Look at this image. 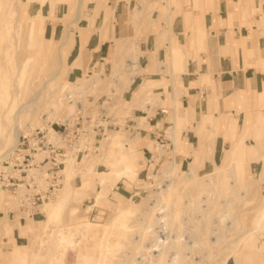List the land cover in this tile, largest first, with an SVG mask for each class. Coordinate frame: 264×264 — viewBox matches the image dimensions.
<instances>
[{
    "label": "rangeland",
    "instance_id": "rangeland-1",
    "mask_svg": "<svg viewBox=\"0 0 264 264\" xmlns=\"http://www.w3.org/2000/svg\"><path fill=\"white\" fill-rule=\"evenodd\" d=\"M110 1L0 0V13L4 14V16L0 14V55H12H9L11 58L10 63L8 61L9 66H6L0 74V107L4 102L7 104L15 102L17 105L27 103L41 87L40 96L36 99L38 101L32 102L33 105H27V110L25 108L22 112L19 121L21 133L46 125L51 128L49 126L51 121L61 122L68 117L73 119L79 115L86 120V116L90 115L103 127L113 122L114 127L109 128L113 130L111 132H114L120 144L119 146L113 143L112 152L108 156L101 157V146L109 131L107 128V134L93 143L90 152L82 157L77 155L80 149L73 147L65 160L66 166H68L66 163L69 164L67 161L72 164L68 183L64 180L67 171L64 166L62 184L54 197L44 200L29 210L20 208L16 196L0 188V253L4 251L3 254L9 255L13 247H20L22 249L16 248L20 250L16 253L23 258L16 263L2 264H60V260L64 264H80L83 251L90 257L84 264H130L133 258L134 262L131 264H158L156 259L147 257L143 260L140 257L142 252L152 245L151 240L142 234L143 221L146 220L148 207L154 205L151 201L161 198L159 195L161 183H165L170 177L174 178L175 187L165 193L167 196H164V199L162 197L161 202L156 200L158 205L153 214L159 215L164 210H172L173 207L176 212L173 211L174 216L170 218L171 225L168 226L172 228V236L178 232L183 240L189 237L186 241L191 242L188 244L193 246V249L187 248L189 252L184 248L182 251L184 254L180 251L184 256L180 255L173 264H250L245 260L244 244L240 247L237 240L244 236L264 242V235L260 237L256 227L264 196V176H262L264 175V135H260L261 131H258V136L249 137L248 145L236 144L231 155L232 143L250 135L247 133L250 125H247L241 138L237 133L231 137L229 131L223 133V117L226 116L224 114H219L215 122L201 123V125L198 120H202L204 112L190 115L191 119L186 118L177 122L171 114V104L182 92L184 79L182 72L185 71L190 56V54L184 55L182 43L184 40L180 42L177 33L173 31L176 16L182 15L185 34L187 35L188 32L192 34L189 37V48L197 43L198 50L203 49L208 35V29L199 16L197 1L192 4L191 0H126L120 11L117 8V1L113 0L112 5ZM250 8L248 13L250 12L251 15L261 12V8ZM186 12L195 13L194 16L189 17ZM168 14L173 20V24L169 26L168 21L164 19ZM155 17L157 23L154 25ZM74 18L77 21H74ZM47 21L60 23L58 35L46 32ZM165 26L167 32L162 33L170 34L174 41H179L176 45L177 58L172 54V41L159 33ZM92 32L96 33V37L100 40L109 38L110 42L103 48V58L92 60L96 49L94 48L96 43L89 45ZM19 37L21 40L18 39ZM152 39H155L156 44L148 49L147 45ZM142 42L145 44L143 48ZM83 50L85 57L81 56ZM58 56H62L60 60ZM131 57L137 58V67L132 68L128 64ZM102 62H105L103 81L95 87L83 85L82 82L86 77L101 70ZM35 64L36 70L33 68ZM116 66L120 68V73L116 71ZM58 68L59 75L51 78L52 72ZM134 71L137 72V77L132 80ZM148 91H151V94L147 95ZM73 95L75 98L70 99ZM144 97L153 98L156 102L148 106ZM57 100H62L63 105L55 111L53 105ZM257 102L258 109L254 111L253 123L264 111V98L257 99ZM71 103L75 105L74 110L68 108ZM229 105L227 103L225 107ZM36 108L40 109L39 118L35 115ZM142 114L148 116L150 123L147 125L139 124L138 118ZM103 115L107 116V120L102 118ZM227 115L233 116V114ZM247 116V120H250V115ZM174 123L177 124L176 132H178L175 137L172 135ZM54 125L57 128V125ZM9 128L12 129L11 123L2 121L0 111V134ZM52 131V128L49 129L48 138L50 139V134L57 138L56 133ZM137 131L140 135L136 142L140 149L141 161L137 159L131 147L128 150L120 143L122 134L126 137ZM229 137L231 138L228 140ZM17 139L15 135H11L10 146L1 149L0 154L15 146ZM126 140L130 139L126 138ZM201 143L203 145L200 147ZM199 147L203 151L201 160L188 150ZM2 150L5 152L2 153ZM122 150L128 151L122 154L129 157L138 168L134 174L121 175L117 178L124 166L120 155ZM210 156L213 158L211 159ZM251 157L253 160L248 161L247 158ZM174 159L177 163L171 169L169 166ZM233 159L239 160L236 166L237 186H231L234 185L235 178L229 175L230 170H228ZM87 172L90 173L85 174ZM166 172L170 177H167ZM212 175L216 183L213 194L216 196L214 200L208 201L209 207H206L203 219L200 211L193 207L198 203L197 197L205 188L204 181ZM248 184L253 191L246 194ZM180 189L182 191H179ZM227 196H233V200L227 212V221L219 225L217 236L215 231H212L218 223L215 214ZM79 200L83 212L75 218H70L71 204L79 203ZM45 202H51V209L52 207L55 209V206L58 213L52 224L47 225L44 234V224L48 223L47 212L42 208ZM86 206L89 208L86 209ZM178 216L180 219L183 218V221ZM83 220L99 225L96 229L100 231L95 233V229L89 228L83 233L81 231L73 233L75 230L72 222ZM159 221L161 222L162 218ZM28 222L32 225L22 233L21 226ZM62 226L65 227V233L74 236L77 241L84 240L88 236L91 238L92 234L100 236L103 234L102 229L105 233L102 236L106 238L103 239L99 249L93 248L94 239L88 242L86 249L81 252L74 243L70 246L66 244V247L62 246L60 250H56V237ZM165 226L163 225L162 229H165ZM150 228L152 229V226ZM262 229L264 232V227ZM15 230L21 235L18 241L15 239ZM40 236L44 238L40 239ZM195 239L198 241L195 242ZM62 249L64 252H61ZM172 253V251L166 253L165 256L169 259L165 264L172 261L170 260ZM55 256L59 259L55 260ZM261 259L260 261V258H257L255 264H264V251Z\"/></svg>",
    "mask_w": 264,
    "mask_h": 264
},
{
    "label": "crops",
    "instance_id": "crops-1",
    "mask_svg": "<svg viewBox=\"0 0 264 264\" xmlns=\"http://www.w3.org/2000/svg\"><path fill=\"white\" fill-rule=\"evenodd\" d=\"M116 1L118 11L122 10L126 0ZM194 1H197L199 8L195 7L199 10L202 23L208 29V35L203 49L198 50L197 43L189 48V37L192 34L191 32L185 34L182 15L176 16L173 31L177 33L179 41L184 40V55L190 54V56L185 71L182 72V78H184L182 92L180 97L171 104V114L177 122L186 118L191 119L190 115H199L204 112L202 120H198L200 125L201 123L215 122L219 114H224L226 116L223 117V133L233 130L239 138L244 134H242L241 128L247 121V115H250V120H248L250 127L247 130L250 135L245 136L239 142L241 145L244 143L248 145L247 140L250 136L255 138L259 135L258 131L264 135V111L257 116L253 123L254 111L258 109L257 99L264 98V0H191L192 4ZM113 2L111 0L110 5ZM249 7L261 8V12L251 15L250 12L248 13ZM59 30L60 23L47 21L46 32L58 35ZM95 34L92 32L89 44L96 43L95 48L98 46L93 52L92 60L103 58V48L110 42L109 38L100 40ZM155 44V39H152L147 48L151 49ZM144 45L142 42V48ZM227 103L230 104L229 107H225ZM227 114H233V116ZM141 117L143 120L140 119ZM138 120L140 125L150 123L148 116L143 114ZM176 125L174 123L172 129L173 137L178 133ZM112 126L114 127V124ZM215 128L217 129V126ZM111 131L113 130L109 128L108 135L101 146V157L102 155L108 156L112 152L113 143L120 146L117 137ZM121 137L120 143L123 148L130 150L131 147L133 150L131 151L135 152L137 159L141 161L140 149L136 142L140 138L138 131L126 137L122 134ZM126 138L130 140L127 141ZM192 145L194 144L192 143ZM201 145L203 143L199 146L201 147ZM200 147L188 149L197 156L198 160H201L203 152ZM122 152L126 154L128 151L122 150ZM30 225H32L31 222L24 223L21 226V232L27 231ZM16 233L15 239L18 241L21 235ZM16 248L22 249L13 247L9 255L3 254L4 251H2L0 264L3 262L16 263L23 259L16 253L20 251Z\"/></svg>",
    "mask_w": 264,
    "mask_h": 264
},
{
    "label": "bare ground",
    "instance_id": "bare-ground-1",
    "mask_svg": "<svg viewBox=\"0 0 264 264\" xmlns=\"http://www.w3.org/2000/svg\"><path fill=\"white\" fill-rule=\"evenodd\" d=\"M9 1V0H8ZM139 10V9H138ZM138 10H137V12H138ZM5 12H7V11H5ZM4 12V13H5ZM172 12V11H171ZM2 13L3 12H1L0 14L2 15ZM187 14H188V16L190 17H192V16H194V13L195 12H186ZM77 14V13H76ZM79 14L80 13H78V15L77 16H79ZM161 14V12H159V15ZM157 15V14H156ZM173 15V14H172ZM2 16H4V14L2 15ZM35 16H36V14H35ZM76 16V15H75ZM175 16V15H174ZM185 16V15H184ZM6 17V16H5ZM4 17V18H5ZM136 17H138V13H136ZM188 17V18H189ZM7 18V17H6ZM77 18V17H76ZM76 18H74L73 20L74 21H77L76 20ZM172 18H174L173 16H172ZM164 19H166L167 21H168V26L169 25H171V24H173V20L171 19V15L170 14H168V15H166L165 17H164ZM190 19V18H189ZM22 20V19H21ZM42 20V19H41ZM3 21V20H2ZM31 21V20H30ZM72 21V20H71ZM157 21V17H155V20L153 21L154 23V25L157 23L156 22ZM189 22L191 21V20H188ZM192 22V21H191ZM66 26V25H65ZM167 26V25H166ZM163 27V28H161V31L159 32L160 33V35L162 34V36L163 37H165V36H167V38H168V40H170V41H172V54H174V57H176L177 58V44L179 43V41L178 42H176V41H174L173 40V38H172V35L170 36V34H164V33H162V32H167V27ZM22 27V26H21ZM23 32V31H22ZM21 34V33H20ZM22 36V35H21ZM28 37V36H27ZM48 37H50L51 38V36H48ZM22 38H23V36H22ZM18 39H20V37L18 38ZM21 40V39H20ZM25 40V39H24ZM32 40V39H31ZM31 40L29 41V42H31ZM66 40V39H65ZM23 41V40H22ZM27 41V40H26ZM19 42V41H18ZM166 42V41H165ZM181 42V41H180ZM23 43V42H22ZM48 43V42H47ZM182 43H184V42H182ZM20 44V43H19ZM29 44V43H28ZM30 44H32V43H30ZM20 45H23V44H20ZM20 45H18V47L20 46ZM33 45V44H32ZM31 45V46H32ZM30 46V45H29ZM97 47L98 46H96V49H97ZM22 48H23V46H22ZM21 48V50L22 51H24L23 49ZM33 49H34V47H32ZM95 48V47H94ZM18 49V48H17ZM26 49V48H25ZM28 49H29V47H28ZM6 50H7V48H6ZM8 51V50H7ZM28 51H30V49L28 50ZM27 51V52H28ZM32 51V50H31ZM3 52H4V50H3ZM25 53H26V51H24ZM7 53V52H6ZM10 53V52H9ZM50 53V52H49ZM26 54H28V53H26ZM25 54V55H26ZM46 54H48V53H46ZM45 54V55H46ZM9 55H11V54H9ZM9 55L7 54V55H0L1 56V58H0V74H2V71L4 70V68L6 67V66H9V64H8V61H9V63H10V60L9 59H11V58H9ZM24 55V56H25ZM49 55V54H48ZM58 55H60L59 54V51H58ZM12 56V55H11ZM81 56L82 57H85V52H84V50H83V52L81 53ZM19 57V56H18ZM26 57V56H25ZM27 57H29V56H27ZM44 57V56H43ZM60 57H62V56H58V58H59V60H60ZM13 59H14V57H12ZM24 59V58H23ZM15 60V59H14ZM21 60H22V58H21ZM184 60L186 61V57L184 58ZM193 60V59H192ZM129 65H130V67H132V68H134V67H137L138 66V63H137V58H134V57H131V59H129ZM23 63V62H22ZM25 64H26V62H24ZM60 63H61V61H60ZM186 63V62H185ZM27 65V64H26ZM25 65V66H26ZM76 65H79V64H76ZM23 68V67H22ZM34 70H36L37 69V66H36V64L34 65ZM25 69V68H24ZM116 71H120V68H118V66H116ZM59 72H60V69L58 68L57 70H55V71H53L52 73L53 74H51V78L53 77H56L57 75H59ZM104 72H105V62H102V68H101V70L100 71H96L94 74H91V76H89V77H86L84 80H83V82H82V84L83 85H85V86H88V87H95V86H97V84L98 83H101L102 81H103V78H104ZM120 73V72H119ZM137 73V72H136ZM136 73H135V71H134V74L132 75L133 77H132V80H135V78L137 77V75H136ZM20 80V79H19ZM19 85V84H18ZM40 93H41V87H40V90L38 89L37 90V92L35 93V95H34V97L33 98H30V100L27 102V103H24V104H19V105H17L15 102H9L8 104L7 103H3L2 105L3 106H1L0 107V111H1V115H2V121L3 122H10L11 123V127H12V129L11 128H9V130H7L6 132H4L3 134H0V152H1V149H3V148H6L7 146H10V143H9V141H10V136L11 135H15V137L16 138H18L17 139V142H16V144H15V146L17 145V143H18V141L21 139L20 137H21V135H23V134H27V133H29V132H27V133H21V126L19 125V121H20V117H21V115H22V112L25 110V108H26V110H27V105H33V103L32 102H34V101H38V100H36L39 96H40ZM149 94H151V91H148L147 92V95H149ZM65 97H67L66 95H65ZM144 99L146 100L145 102L148 104V106L149 105H151V104H153L154 102H156L155 101V99H153V98H150V97H144ZM48 100V99H47ZM80 101V100H79ZM43 102V101H42ZM76 102V101H75ZM74 103V102H73ZM62 105H63V102H62V100H57V101H55V103H54V105H53V107L55 108V111H58L59 110V108H61L62 107ZM82 105V104H81ZM73 107H75V105H73L72 103L68 106V108H69V110H72L73 109ZM80 108H81V106H79ZM30 107H28V109H29ZM53 108V109H54ZM71 108V109H70ZM76 109V108H75ZM74 110V109H73ZM39 111H40V109L38 108H36V110H35V115L38 117V113H39ZM43 111V110H42ZM41 111V112H42ZM76 111V110H75ZM39 118V117H38ZM140 119H142L143 120V118L141 117ZM49 121H47V123H48ZM247 125H250V123H249V121L247 120L246 122H245V124H244V126H242V128H241V132H242V134L244 133V131H245V129H246V127H247ZM49 126L53 129V131L56 133V136H57V138H55L54 137V135L52 134H50L49 136H50V140H52V141H59L60 140V134H59V132H58V130H57V128L55 127V125L53 124V122H50L49 123ZM30 127H31V125H30ZM33 128V127H32ZM36 128V127H35ZM42 128H49L47 125L46 126H43ZM51 128H49V129H51ZM55 128V129H54ZM10 130H12V132L10 131ZM52 131V132H53ZM21 133V134H20ZM229 134H231L230 136L232 137V135L235 133L233 130H229V132H228ZM20 134V136L18 137V135ZM173 134V133H172ZM260 135H261V132H260ZM231 137H229L228 138V140L231 138ZM237 139V138H236ZM239 140L238 141H236V142H233L232 143V146L230 147L231 148V150H232V154L231 155H233V151L235 150V148H236V144H239ZM12 146V145H11ZM15 146H13L11 149H7V151L5 152L4 150H2V153H4V154H0V161H1V159L4 157V156H6V154L9 152V151H11ZM10 148V147H9ZM73 148V147H72ZM80 148V147H79ZM4 151V152H3ZM116 152V151H115ZM121 153V152H120ZM239 153V152H238ZM121 155V159L124 161V166H123V168L119 171V173H118V177L117 178H119L121 175H130V174H134L135 172H136V170H137V166L129 159V157H127V156H125V155H123L122 153L120 154ZM252 156H253V152H252ZM210 158L212 159L213 157H211L210 156ZM253 157H251V158H247L248 159V161L249 160H253L252 159ZM210 159V160H211ZM69 160H70V158H69ZM239 160H237V159H233L232 160V162H231V165L229 166V168H228V170H230V173H229V175L230 176H232L233 178H235V182H234V185H231V186H237L238 185V180H237V170H236V166H237V164L239 163L238 162ZM67 162H69V164L68 163H66L68 166H66V179H64L66 182L69 180V176H70V174H69V169H70V166L72 165L71 163H70V161H67ZM177 162H176V160L174 159L173 160V162H172V164L169 166V167H171V169L175 166V164H176ZM169 167H168V169H169ZM32 169V168H31ZM35 169V168H34ZM36 171V169L34 170V171H32L31 170V172H35ZM167 174V177H170V174L168 173V172H166ZM170 173H171V170H170ZM168 174H169V176H168ZM172 174V173H171ZM191 175V174H190ZM213 175H214V173H213ZM210 176L209 178H207L205 181H204V189H203V192H201V194H199V197H197V204L193 207L194 209H197V210H199L200 211V215H202V217H203V219H204V217H205V211H206V207H209L208 205V201L209 200H212L215 196H214V194H213V191H214V189H215V185H216V183H215V178H214V176ZM256 175V174H255ZM165 176V175H164ZM172 176H173V174H172ZM252 176H254L253 174H252ZM262 176H264V175H262ZM166 177V176H165ZM232 178V179H233ZM189 179V178H188ZM191 179V178H190ZM253 180H254V178H253ZM116 181V180H115ZM164 182H165V180H164ZM68 183V182H67ZM68 185V184H67ZM254 185V184H253ZM185 186V185H184ZM172 187H175L174 186V178H172V177H170L169 179H167V181L165 182V183H161V186H160V191H159V195H160V199L159 198H155L153 201H151V203L152 204H154V205H150L149 207H148V211H146V213L148 214V218H146L147 217V214H145L146 215V217H145V219L146 220H144L143 221V223H144V230L142 231V234H143V236L144 237H148L150 240H151V242H152V245H151V248H148V249H146V250H144L143 252H142V256H140V257H142V259L144 260L145 258H147V257H150L151 259H156V260H158L157 261V263L158 264H165L166 263V260L168 261V259L169 258H166V253L167 252H169V251H172L173 253H172V255H170V257H172V259L170 258V260H172L171 262L169 261V262H167L168 264H173L174 262H175V260H177L178 258H179V256L180 255H183L184 254V252H182L183 250H184V248L185 249H187V248H191V249H193V246H190L188 243H190L191 244V242H187L186 240H188L189 239V237H188V239H186V240H183V239H181V238H183V237H181V235L179 236L178 235V232H176V235L175 236H172V228H171V226L170 227H168L169 225H171V221H170V218L172 217V216H174L173 215V211L174 212H176V210H174L173 209V207L171 208L172 210H168V211H162V213L161 214H155L156 215V217H154L155 215L153 214V212H155L154 210H155V208H157V203H158V201H160L161 202V199H162V197H163V199H164V196L166 197L167 196V194L165 195V193L167 192V191H169V189H171ZM179 187H181V186H179ZM1 188V187H0ZM182 188V187H181ZM176 189V188H175ZM184 189V188H183ZM179 191H182L181 189L179 190ZM251 191H253V188H249V184H248V187H247V190H246V194H248V193H250ZM170 193V192H169ZM181 193V192H180ZM157 196H158V194H156ZM156 196V197H157ZM52 197H54V196H52ZM52 197H50V198H52ZM162 199V200H163ZM156 200H158V201H156ZM214 200V199H213ZM233 200V196H227L226 198H224V200L222 201V203H221V205H220V209H218L217 210V212H216V214L215 215H217V221H218V223L217 224H215V227H213L212 228V231L214 232L215 231V234L218 236V233H219V229H220V224L222 223V222H225V220L227 221V219L226 218H228V215H227V212H228V210H229V207H230V202ZM157 202V203H156ZM159 202V204L161 205V203ZM187 202H188V200H187ZM190 202V201H189ZM212 202V201H211ZM81 202H80V200H79V203H72L71 204V207H70V211H69V217L70 218H75V217H77L78 215H80L83 211H82V209H83V206L80 204ZM44 205L42 206V208L43 209H45V211L47 212V219L48 220H46L48 223L46 224H44V227H43V229H44V234L46 233V231H47V225H51L52 224V221H53V219L56 217V215H57V211L58 210H55V209H57L55 206H54V208L55 209H53V207H52V209H51V202L49 203V202H45V203H43ZM262 205H260V208H261V211H260V213H259V215H258V218H257V224H256V227H257V229L259 230V232H260V237H262L263 235H264V232H263V227H264V196H263V200H262V203H261ZM93 205V204H92ZM186 205V204H185ZM52 206H53V204H52ZM59 206V204H57V207ZM41 207V206H40ZM159 207V206H158ZM59 208V207H58ZM86 209H88L89 208V206L87 207H85ZM189 208H190V205H189ZM159 209V208H158ZM186 209H187V207H186ZM55 210V211H54ZM177 210H179V209H177ZM192 210V209H191ZM188 211V210H187ZM60 213V212H59ZM159 213V212H158ZM190 213V212H189ZM153 214V215H152ZM180 214V213H179ZM199 214V213H198ZM199 215V216H200ZM151 217V218H150ZM152 217H153V219H152ZM188 217V216H187ZM3 218V217H2ZM160 218H162V221L160 222L159 221V219ZM178 218H179V216H178ZM174 219V218H173ZM180 219V218H179ZM189 219V218H188ZM172 220V219H171ZM180 220H182L183 221V218L182 219H180ZM173 222V221H172ZM184 222H185V220H184ZM100 223V222H99ZM180 223V222H179ZM234 223V221H232V224ZM72 224H73V229L75 230L73 233H76V231H81V233H83V231H85V230H87L88 231V229L89 228H93V229H95V233H97L98 231H100V230H98V229H96L97 228V226H99V225H93V223L92 222H89V221H85V220H83V221H73L72 222ZM163 225L165 226V229H162L163 228ZM180 225H182L181 223H180ZM191 225V224H190ZM196 225V224H195ZM150 226H152V229L150 228ZM196 227H197V225H196ZM180 228H181V226H180ZM194 228H195V226H194ZM65 227L64 226H62L61 228H59V230H58V233H57V237H56V245H55V247H56V250H60V247H62V246H64V247H66L67 245L66 244H68L69 246L70 245H72L73 243H74V245H76L77 246V248H78V250L81 252L83 249H86V247H87V244H88V242H90L91 240H94L95 239V243L93 242V244H95V245H93V248H101V245H102V241H103V239L104 238H106V237H103L102 235H104L105 233H104V230L102 229V231H103V234L102 235H100V236H97V235H94V234H92L91 235V238H90V236H88V237H86L84 240H79V241H77V240H75L76 238H73V237H71V236H69L70 234H66L65 233ZM189 229V228H188ZM152 230V231H151ZM160 230H164V231H160ZM126 231V230H125ZM106 232V231H105ZM127 232V231H126ZM151 232H153V233H151ZM190 232V231H189ZM193 232H195V231H193ZM85 233V232H84ZM181 233H183V232H181ZM188 234V233H187ZM214 234V233H213ZM137 235V234H136ZM183 235H185L184 233H183ZM42 236H43V234H42ZM42 236H40L41 238L40 239H42V238H44V237H42ZM189 236V235H188ZM143 237V238H144ZM181 237V238H180ZM140 239H141V237H139ZM147 238V239H148ZM187 238V237H186ZM214 238H216V237H214ZM138 239V238H137ZM144 240V239H143ZM183 240V241H182ZM190 241V240H189ZM195 242L196 241H198V239H195L194 240ZM141 242V241H140ZM237 242L240 244V247L244 244V252L243 253H245V255H246V258H245V260L247 261V262H250V264H255L256 262V259L257 258H260V261L262 260L261 259V255H262V253H263V251H264V242L262 243L261 242V240H259V239H255L254 237L253 238H246V237H244V236H242L240 239H238L237 240ZM137 243H138V241H137ZM139 244V243H138ZM141 245H144V244H141ZM150 246V245H149ZM137 249V248H136ZM135 249V250H136ZM155 251H157L158 253L157 254H155L154 252ZM183 253H181V252ZM187 251L189 252V250L187 249ZM61 252H64V250L62 249L61 250ZM178 252H179V254H178ZM193 252V251H192ZM57 253L55 252L54 253V255H56ZM185 254H187V253H185ZM231 254H233V253H231ZM234 255V254H233ZM232 255V256H233ZM81 256H83V257H80L81 259H80V264H84L85 263V261H87V259L88 258H90V257H88L87 256V254H85L84 253V251L81 253ZM167 256H169V255H167ZM184 256V255H183ZM187 256H188V254H187ZM59 257V256H58ZM182 257V256H181ZM186 257V256H185ZM55 258V260H56V256L54 257ZM57 259H59V258H57ZM61 259V258H60ZM131 259V258H130ZM136 259V258H135ZM53 260V259H52ZM55 260H54V262H55ZM149 260V259H148ZM182 260V259H181ZM59 260H57V262H58ZM150 261V260H149ZM188 261V260H187ZM51 262H53V261H51ZM50 262V263H51ZM53 262V263H54ZM60 264H64L63 262H62V260H60ZM128 262H129V260H128ZM134 262V258L133 259H131L130 260V264L131 263H133ZM189 262V261H188ZM180 263H183V262H180ZM186 263V262H185Z\"/></svg>",
    "mask_w": 264,
    "mask_h": 264
},
{
    "label": "built area",
    "instance_id": "built-area-1",
    "mask_svg": "<svg viewBox=\"0 0 264 264\" xmlns=\"http://www.w3.org/2000/svg\"><path fill=\"white\" fill-rule=\"evenodd\" d=\"M75 96H70V99ZM82 118V119H81ZM107 120V116H102ZM60 134L59 141L48 138L49 128L36 127L21 135L17 145L0 161V187L16 196L18 205L24 210L38 205L54 196L62 184V170L68 152L79 148L82 157L103 138L113 123L107 127L98 124L90 115H82L55 121ZM35 168V172H31Z\"/></svg>",
    "mask_w": 264,
    "mask_h": 264
}]
</instances>
